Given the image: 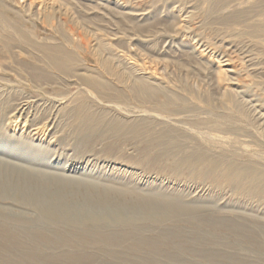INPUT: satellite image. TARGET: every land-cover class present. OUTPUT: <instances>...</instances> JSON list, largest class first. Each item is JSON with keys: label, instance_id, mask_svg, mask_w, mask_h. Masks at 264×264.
Listing matches in <instances>:
<instances>
[{"label": "rangeland", "instance_id": "rangeland-1", "mask_svg": "<svg viewBox=\"0 0 264 264\" xmlns=\"http://www.w3.org/2000/svg\"><path fill=\"white\" fill-rule=\"evenodd\" d=\"M30 1L0 0V19L6 17L14 25L6 28L0 21V155L51 173L53 164L67 165L65 176L83 178L99 195L105 188L111 189V197L118 195L114 190L118 187L130 188L122 199L131 204L156 192V196L178 195L194 205L208 204L214 210L198 207L193 215L160 218L137 209L112 226L98 229L138 233L162 244L161 251L133 247L129 242L122 247L106 243L82 249L64 247V253L90 256L93 264H232L226 257L204 256L203 251L215 248L225 256L244 259V264H264V186L257 189L241 177L238 183L230 181L225 169L228 161L264 168V0H112L120 2L118 9L124 15L112 8L115 3L105 0L100 5L96 2L100 0ZM19 27L34 38V45L20 38ZM44 44L61 47L62 52L52 47L55 53H70L66 68L46 63ZM200 51L205 54L199 55ZM226 59L235 72L229 73V79L228 75L219 78L215 67H224ZM140 77L165 91L150 102L135 100L130 88ZM95 80L100 85L91 83ZM169 100L173 108L180 110L184 104L191 108L182 114L189 119L177 125L186 130L192 121L195 127L183 139L158 140L156 131L175 125V120L162 117L157 119L160 125L153 122L148 132L101 131L112 119H123V125L134 118L128 110L147 109L149 115H161L157 105ZM78 105L87 117H107L93 135H84L77 126L74 110ZM13 145L22 146L21 153L9 152ZM24 148L36 153H22ZM214 163L221 164L220 168H214ZM73 168L77 171L71 172ZM68 194L69 202L81 200L80 195ZM0 209L36 217L30 206L13 198L0 201ZM210 213L216 218H233L241 229L208 222ZM188 230L199 243L181 248L190 236ZM62 249L44 251L59 254ZM3 256L24 264L12 252L4 251Z\"/></svg>", "mask_w": 264, "mask_h": 264}, {"label": "bare ground", "instance_id": "bare-ground-1", "mask_svg": "<svg viewBox=\"0 0 264 264\" xmlns=\"http://www.w3.org/2000/svg\"><path fill=\"white\" fill-rule=\"evenodd\" d=\"M26 1L27 0H20V2H26ZM105 1H109V3H115V6H113L112 8L114 10L118 11V13H121L123 15L127 14L126 12H122L118 9L119 8L118 3H120V2H118V1L113 2L112 0H105ZM96 2H97V5L102 4V0H100L99 2L98 1H96ZM31 3H32V0L29 2V4H31ZM106 6H108V5H106ZM239 16L240 15L234 16V18H236V17L239 18ZM0 21H1V23H4L3 25L6 28L14 26L12 24V21L7 19L6 17L1 18ZM19 24H20V22H19ZM17 31L19 32V36L22 40H24L26 43L34 45V43H35L34 38H32V36L25 29H23L22 27H19L17 29ZM5 32H8V31H5ZM12 35H13V33H12ZM17 35H18V33H17ZM19 36H18V39H19ZM41 45H43V44H41ZM45 46L46 45L44 44V47ZM59 46H61V45H59ZM31 47H33V46H31ZM52 47H53L52 45L49 46L48 44L45 47L46 48L45 50L47 51V53L44 54L43 56L45 57V59L47 61L46 63L51 64L57 68H66L68 65V62H69V57H71L68 55L70 53L66 54L63 52V54H62V53H60V52H62L60 50L61 47H59L60 48L59 49L58 47L56 48L54 46L56 51L58 49L60 50V52L58 54L57 53L58 51L56 53L52 51ZM40 48H41V46H40ZM55 49H53V50H55ZM67 52H69V51H67ZM198 53L201 56H203L205 54V53L202 54L201 51ZM225 61L226 62L223 65H224V67L225 66L226 67L224 68L222 65L218 64L215 67V69H216L215 72L217 73L219 78L223 77V75H228V79H229L231 77L229 73L235 72V69L233 66H230L228 59H226ZM28 68H30V67H28ZM34 70H32V71L36 72L37 68ZM40 71H42V70H40ZM34 75H35V73H34ZM36 75H37V73H36ZM35 77H37V76H35ZM95 81H91V83L93 85H100L99 81H97V80H95ZM130 90H131L130 92H132V94L134 96V99L137 101L139 100L142 103L150 102L152 98H158V96L161 95L165 91L160 86H156V85L151 84L148 80L144 79V77L143 78L140 77V78L136 79V84L132 85ZM233 90H235V89H233ZM171 100L161 101L159 103V105H157V111H159V113H161V115L160 114L156 115L155 113L153 115L152 114L149 115V112L147 109L136 110L137 108L134 107L136 109L128 110V113L132 114L134 116V118L126 120V122H125L126 124L121 125V122L123 121V119L119 120L116 118V119L110 120V122L107 120L108 121L107 124L109 125V127H106V125L104 124L105 129H101V131L105 130V131L109 132V130H113V131L114 130H117V131L122 130L124 132L123 129L127 128L128 132H130V133H140V132H144V131L148 132L150 129V126L153 122L157 121L158 124H156V125H160L159 121L157 119L159 117H162L159 119H164V120L169 119L171 121L175 120V123H174L175 125H173V126L168 125L169 127L165 128L164 131H161V130L156 131L155 133H157L156 135H157L158 140H160V139L168 140V138H169V140H172L173 138L175 140L176 137H181L180 139H183L182 137H184V138L187 137L186 135L190 133L189 131L191 130V128H195V127L192 126V121L189 123L186 122L187 123V125H185V126H187L186 130H179L177 125L180 123V121L184 122V121H187L189 119L187 116H184L182 114L184 112L189 111V110L191 111V108L188 107L187 104H184L183 108L180 110L176 107L173 108L171 106H174L175 104L170 102ZM138 103H140V102H138ZM83 109L84 108H82L81 105H78L74 110V113H76V118H77V120H79L77 126L80 127L81 132L84 135H86L87 133L90 135L94 132L99 131V128L101 127L100 124H103L105 122V120H104L105 117H103V119L96 118V116L95 117H93V116L87 117L86 114H84L85 112ZM162 113H164V115H162ZM165 114H167V115H165ZM99 116H100V114H99ZM99 116H97V117H99ZM19 120H20V118H19ZM166 122H164V124H166ZM169 122H167V123H169ZM160 123L162 124V121ZM215 123H217V122H215ZM99 125H100V127H98ZM217 125H220V124H217ZM161 126H163V125H161ZM102 127H103V125H102ZM158 128H162V127L158 126ZM220 129L223 130L222 128H220ZM128 132H127V134H128ZM102 135H105V134L102 133ZM144 135H146V133ZM137 136H138V134H137ZM143 138L142 139L145 140V137H143ZM191 138H192V136H191ZM180 139H179V141H180ZM184 142H186V141H184ZM152 144H150V145L152 146ZM164 144H166V143H164ZM174 144L175 143H172V145H174ZM8 145L9 144L5 142L6 148L9 149V147H7ZM164 146H166V145H164ZM168 146L171 147L170 145H168ZM10 147H11V145H10ZM183 147H184V144H183ZM189 147H190V145H189ZM194 147L192 146V148H194ZM21 148H22V146L18 147L16 145H13L12 146L13 150L10 149L9 152H12L14 155H18V153H21V152H19V151H21ZM162 148H160V149H162ZM163 149H165V148H163ZM187 149H189V148H187ZM194 150H193V152H194ZM197 150H199V149L197 148ZM168 151H169V149H168ZM173 151H175V150H173ZM173 151L171 150V152H173ZM189 151H192V150H188L187 152H189ZM22 153H25L28 155H33L36 153V150L32 149V148L31 149L30 148H26V149L24 148L22 150ZM179 153H181V152H179ZM3 155L4 154L0 155V201H3L7 198H13L14 201H16L18 203H21V204L26 205V206H30L31 209L34 210V212H35L34 214L36 217L32 216L34 218H30V217L27 218L26 215H14V214L6 212L3 209H0V264H19L18 262H15V260L10 261V262L6 261L5 257L3 256L4 251L12 252L13 254H15V256L17 258H20L21 260H23L22 262H24V264H28V263L33 264V262L35 264L36 263H41V264H93V260L90 258V256H86V255H83L81 253H64V250L62 248H64V247L69 248L70 247V248L82 249L85 246L86 247H90V246L100 247V245H102L104 243H106L108 246L122 247L125 243L128 244L130 242V244L133 245V247H137V248L145 247V248H148L150 250L161 251L160 246L162 244L161 245L155 244L152 240H149V239H146L145 237L137 235L138 233L134 234L132 232H126V231L110 232V230H108L109 232L107 231V233H106V232H103V231L98 230V229H104L106 227L112 226L113 225L112 223H115L116 221L123 219V217H126V216L133 214L137 209L143 210L144 214H150V215H154V216H156V214H157V215H159L160 218H164V217H168V216L181 215L183 213L193 215V214H195V212H196L195 210L198 209V207L203 208V210L204 209L209 210V211L213 210L212 206H210L208 204L194 205L192 201H191V203H189V202L186 203V201H183L181 199V197L180 198L178 197V195H176V196L172 195L173 196L172 197L169 195L158 193V196H156V195H154V194H156V192L144 194L143 196H141L142 197L141 202L137 201V202H135L136 204H133L134 202L131 204L126 199H122V196L126 192H130V191H128L130 188L121 187V189H120L118 187L114 190L116 191V194H118L119 196L117 195V196H112V197L110 196V190L111 189L105 188V191L103 192V194L99 195V192L92 191L91 189H93V188L87 187L88 185H86V184L88 182L86 180H84L83 178L76 177V176L75 177H68V175L65 176V173H66L65 171H67L66 170L67 165H60L58 163L53 164L49 168H52L55 171L51 173V172H48V171L43 170V169H38L39 167L34 168L33 164L32 165L29 164L30 166H25L22 164V162L20 163L18 161H15V159H12L10 156H7V155L3 156ZM206 155H209L207 151H206ZM7 157H9L11 160H9V158H7ZM189 157H191V156H189ZM194 157H196V156L194 155ZM200 157H202V156H200ZM221 157H222V155H221ZM176 159H178V158H176ZM208 160H207V162H208ZM230 160H232V159H230ZM174 161H176V160H174ZM218 163H221V162H218ZM192 165H193V163H192ZM242 165L236 164V163H230L229 164V161H228V165H226L225 169L227 168V173H228L227 177L230 179V181L232 180L233 182L238 183L237 181L241 177L240 180L241 179H248L251 183L255 184L254 185L255 188H257V189L262 188L264 186V171L262 169H264V168L260 169L259 166H257L256 164H251V165L249 164V165H243V166ZM209 166H211V165L209 164ZM215 166L216 167H214V168H217V167L220 168L221 164H215ZM191 168H194V167L191 166ZM191 168H190V170H191ZM214 168L212 167V169H214ZM67 169L69 170V168H67ZM76 171H77L76 168H73L71 170V172H76ZM200 171H202V170H200ZM197 172H199V171H197ZM222 174H224V173H222ZM206 177L208 179L207 175H206ZM47 183H50V184L47 185ZM82 185L85 186V188L81 189L82 187H80V186H82ZM91 185L97 186L96 184H91ZM249 185H250V183H249ZM244 186H246V185H244ZM67 188H69V189H67ZM263 190H264V187H263ZM68 193H71L74 195H80L81 198H79V199H81V200H78L76 202L75 201L69 202V200H68L69 194ZM263 194H264V191H263L262 195ZM112 198L116 201H112ZM25 214H26V212H25ZM201 214H203V213H201ZM219 214H221V213H219ZM207 215H208V217L206 216V219L210 223L226 224L228 226H232L233 228H237V230L241 229L240 228L241 225L239 223L235 222L233 218H231V219L230 218L228 219V217L227 218H216L215 217L216 214L214 215L212 213L207 214ZM224 215H229V214L227 213ZM200 217H202V216H200ZM234 218H236V217H234ZM236 221H238V220H236ZM199 223H200V221H199ZM260 225H262V224H260ZM86 226H89L92 229L89 231H86V230H88V229L85 230ZM259 227H261V226H259ZM73 228H77L76 229L77 231L72 232ZM167 228H170V227L167 226ZM171 228H173V227H171ZM182 229H184V228H182ZM180 230H181V228H180ZM242 230L244 232H246L247 228H244ZM166 231H170V229L169 230L166 229ZM188 231H189V233H187V234H190V230H188ZM255 231H256V229H255ZM171 232H173V231H171ZM186 232L187 231H185V233ZM193 232H194V230H193ZM229 232H230V230H229ZM180 233H177V235H179ZM191 234H192V232H191ZM191 234H190V236H191ZM141 235H143V234H141ZM237 235H239V234H237ZM190 236L187 237V239H186L188 242L186 241L183 244L184 241L183 242L181 241V243L183 244V245L180 244V246H182L181 248L187 247L186 244H188V243H189V245L191 244L190 247H193L195 244L199 243L198 237L196 238V237H192V236L190 237ZM240 237H241V235H240ZM261 238H262V236H261ZM252 239H253V237H252ZM179 242H178V244H179ZM216 243H218V241ZM259 244H261V243H259ZM263 244H264V242H263ZM195 248H196V246H195ZM195 248L189 249V247H188V249L190 251H193L192 249H194V251H195L196 250ZM61 249L63 252L62 253L59 252V254H46L44 251V250L58 251ZM197 250H199V249H197ZM214 250H215V248H214ZM214 250H211V251L209 250L206 253H205V251H203L204 252L203 254L207 258L208 257H216V258L226 257L227 259L232 261V264H244L245 263L243 261L244 259H240L237 256L236 257L234 255L230 256L228 254L225 256V255L219 253L218 251H214ZM134 251H136V250H134ZM222 251H224V250H222ZM200 253H201V250H200ZM227 253H229V252H227ZM117 254L120 255V252ZM127 254H131V253H127ZM198 254H199V251H198ZM241 258H244V257H241ZM182 259H183V257H182ZM247 259H245V260H247ZM95 261H96V258H95ZM100 261H102V257H101ZM184 262H185V260H184ZM247 262H248V260H247ZM260 262L262 263L263 261H260ZM109 263H111V262H108V264ZM248 264H250V263H248Z\"/></svg>", "mask_w": 264, "mask_h": 264}]
</instances>
